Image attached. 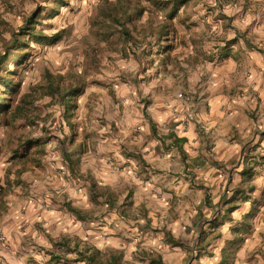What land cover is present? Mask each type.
I'll use <instances>...</instances> for the list:
<instances>
[{
  "label": "rangeland",
  "instance_id": "374dc122",
  "mask_svg": "<svg viewBox=\"0 0 264 264\" xmlns=\"http://www.w3.org/2000/svg\"><path fill=\"white\" fill-rule=\"evenodd\" d=\"M246 23H264V0H0V28L25 41L26 53L15 63L20 50H10L0 78V94L15 82L12 105L22 106L0 118V264L74 262L73 248L87 243L59 240L58 214L97 218L109 210L133 220L135 183H124L130 174L120 155L139 159L141 143L155 133V107L182 99L193 119L216 56L264 52ZM260 152L254 162L262 165ZM108 173L116 185L107 182ZM85 188L91 206L80 208ZM231 205L232 199L203 214L219 213L215 229L201 221L200 233L184 241L150 222L144 227L163 233L159 245L88 242L121 252L125 264H211L224 242L217 264H232L237 249L255 239L261 208L257 203L241 225L220 230L233 219ZM258 238L261 244L246 256L255 264L264 260V235Z\"/></svg>",
  "mask_w": 264,
  "mask_h": 264
},
{
  "label": "crops",
  "instance_id": "0c3cea01",
  "mask_svg": "<svg viewBox=\"0 0 264 264\" xmlns=\"http://www.w3.org/2000/svg\"><path fill=\"white\" fill-rule=\"evenodd\" d=\"M246 24L251 39L264 44V23ZM209 74L192 108L193 119L187 118L191 105L182 99L155 107L150 120L155 133L146 144L141 143L139 159L120 155L130 174L124 183H135L129 202L132 209L138 210L134 219L110 212L108 205V212L97 218L58 214L54 220L59 240L141 249L159 245L164 237L162 231L144 227L154 222L184 241L199 232L201 221H207L205 228L211 225L209 229H215L219 213L205 219L202 215L211 214L217 204L232 199L237 206L231 212L233 219L220 230L228 232L233 223L241 225L257 203L261 208L253 219L255 239H247L237 249L235 260L230 261L255 264L246 256L261 244L259 235H264V164L254 162L259 149L264 154V52L253 48L242 57L216 56ZM106 176L111 186L116 185V176ZM79 196L80 208L91 206L86 188ZM234 231L237 236L238 231ZM49 242L46 237L45 243ZM224 245L220 244L211 264L224 260ZM256 259L264 264L262 257ZM64 264L86 263L79 260Z\"/></svg>",
  "mask_w": 264,
  "mask_h": 264
},
{
  "label": "trees",
  "instance_id": "16d2710c",
  "mask_svg": "<svg viewBox=\"0 0 264 264\" xmlns=\"http://www.w3.org/2000/svg\"><path fill=\"white\" fill-rule=\"evenodd\" d=\"M25 26L26 24L23 25V27ZM24 44L25 41H21L20 39L7 38L5 36L4 29L0 28V45L4 46V51H0V73L2 74V77H0L1 81H3L5 78L4 72L7 68L9 51L17 47L20 51L14 53L13 55L16 56L15 63L19 59L21 61L26 54L23 49ZM16 85L17 84L15 82L10 83L8 85V89L0 94V118L3 114H16L17 112H21V104L18 103L14 107L12 105L13 94L16 90ZM50 86H53V84H51ZM20 100L22 102L26 101V95H23ZM234 208H236V205H231L228 210L230 211ZM64 243H66V241ZM73 249L76 250L78 254L77 257L74 258L75 261L82 260L85 261L86 264H125V262H123L122 260V253L115 250H101L90 244L85 245L84 248H79L77 244ZM60 257L62 256L52 254V258H57V260H59ZM156 262H158L159 264H163L159 259H156Z\"/></svg>",
  "mask_w": 264,
  "mask_h": 264
},
{
  "label": "built area",
  "instance_id": "2783aa9c",
  "mask_svg": "<svg viewBox=\"0 0 264 264\" xmlns=\"http://www.w3.org/2000/svg\"><path fill=\"white\" fill-rule=\"evenodd\" d=\"M190 117H193V114H190ZM2 239H5V236L4 235L2 236Z\"/></svg>",
  "mask_w": 264,
  "mask_h": 264
}]
</instances>
